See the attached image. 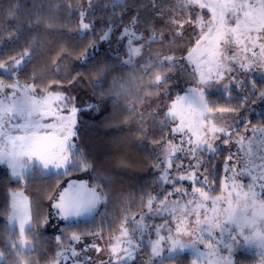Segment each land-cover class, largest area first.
Instances as JSON below:
<instances>
[{"label": "snow or ice", "instance_id": "obj_1", "mask_svg": "<svg viewBox=\"0 0 264 264\" xmlns=\"http://www.w3.org/2000/svg\"><path fill=\"white\" fill-rule=\"evenodd\" d=\"M231 2L232 6L223 13V30L215 38L217 64L213 76L218 79L210 78L209 84L223 88L227 102H232L234 99L237 102L232 108L209 105V112L219 113L221 118L231 119L233 124L227 130L222 128L216 130L214 139L222 142L220 147L215 143L212 145L204 143L196 149L201 157L200 160H197L195 155L182 151L175 153L170 159L163 157L158 159V166H153L155 171L152 187L143 194L146 199L140 200L143 212L129 217V224L134 225L136 231L140 233V241L133 243L130 255H124L122 260L113 259L111 264H135L145 247L151 255L154 239H159L162 244L167 243L166 239L161 238H166L171 233L180 236L189 233V239L196 238V241L189 246L178 241L180 251L173 256L174 259L177 256L186 259L184 256L188 252L186 248H190L196 257L192 264H238V258L243 251L239 247L241 241L247 242L248 245L256 243L257 247L264 249V240L257 241L250 231L242 227L250 218L249 213L254 212L260 203H264V179L257 177L253 181L249 174L235 176V180L239 181V188L244 192H248L251 185L252 198L257 201V206L249 208L251 201L246 203L239 200L237 192L233 191L236 185L230 183L232 166L235 164L234 155L228 153L223 156V162L214 166L212 163L217 153L228 152L230 144L235 146L237 141L232 139L234 132L238 133L246 124L250 126L253 123L250 118H241L240 113L246 111L253 101L264 102V87L261 83L255 80L249 83L251 69L245 67L244 61L238 63L232 59L238 50H243L244 55L249 56L253 53L259 54L261 49H264V28L252 26L256 12H264V0H231ZM126 4L128 0H116V4L112 7L116 9ZM127 12L128 15L122 14L119 19H116L115 11L111 13L113 20H106L104 30L99 34L98 43L91 45L90 52L86 51L82 54L81 64L92 61L102 64L109 60L110 52L125 50L128 41L125 31L134 16L131 8H127ZM205 14L209 17L213 15L208 9H205ZM81 16L82 19L78 23L87 35L96 27L89 21L87 12H82ZM135 19L140 21L141 17L135 16ZM212 35L209 33V37ZM253 36L254 46L249 53L247 46L249 38ZM114 44H118L119 47L113 48ZM31 54L29 52L19 63L10 61L0 65V76L7 74L16 81L14 86H4L0 90V109L6 103H10L15 114L23 120L22 124L19 122L12 124L11 121L4 119L3 113H0V133H4L7 128L10 133L27 139L28 150L37 160L41 173L54 168L58 173V179L62 180L57 185L55 194L48 197L49 212L41 224L43 230L49 227L54 229L52 240L59 253L56 256V264H94L90 253L95 252L99 255L103 251L100 242L104 236V229L101 227L98 230H75L73 224L77 221L73 220V217L99 214L100 209L109 202L110 193H105V186L112 181L100 168L99 153L93 158L87 147L78 143L81 116L86 113L99 115L102 106L95 101L85 107L79 106L77 97L69 94L62 84L53 89L55 99L47 98L42 102L43 93L25 91L24 86L19 84V78L26 64L29 63ZM225 56L230 58L226 67L222 64ZM252 58L259 67L261 62L255 56ZM76 82L75 79L70 80V86L74 87ZM213 94L207 93L206 98ZM33 97L36 98L35 101ZM34 116L37 118L33 119ZM178 123V120L173 119L169 127L166 121L165 127L169 133L168 138L183 147L184 132L172 131ZM204 123L207 124L208 121L205 119ZM260 127L264 130V122H261ZM0 139H3L2 135ZM15 167L12 162L5 163L0 158V183L7 180L6 202L11 199L9 189L22 182L21 176L25 178L28 176L27 169H22L16 174ZM236 167L238 168L239 165ZM85 176L88 179H85ZM23 182L27 183V179ZM30 208L31 200H29V210ZM21 211L22 208L14 209L17 215ZM137 221L142 222L137 224ZM149 221L152 223L149 224ZM129 224H125V227ZM228 224L235 225V228L225 227ZM226 232L227 238H225ZM145 239L148 240L147 245L143 244ZM65 243L68 245L67 248L64 247ZM121 248L122 245L115 242L110 250L114 256L119 257ZM261 254L264 255V252ZM154 262L155 256L150 262H147L146 258L142 264H154ZM100 264L104 262L101 261Z\"/></svg>", "mask_w": 264, "mask_h": 264}, {"label": "trees", "instance_id": "obj_2", "mask_svg": "<svg viewBox=\"0 0 264 264\" xmlns=\"http://www.w3.org/2000/svg\"><path fill=\"white\" fill-rule=\"evenodd\" d=\"M92 1L0 0V65L10 61L19 62L31 52L29 63L19 78V84L24 89L32 86L33 92L44 94L42 100L49 96L56 97L53 89L62 84L69 94L77 97L79 106L85 107L93 101L101 104V114L86 113L81 116L78 143L86 146L93 158L99 153L100 168L112 181L105 186V193H110V198L98 215L74 225L73 229L87 231L103 227V239H107L124 226L129 217L143 212L140 200L146 199L143 194L152 187L153 166L157 164L155 152L142 146L138 138L123 130V127L127 120L132 119V109L142 105L161 82L169 83L166 78L177 65L176 60L174 64L165 63V59L149 57L141 60L140 57L144 55L131 53V48L139 41L137 43L131 39L137 35L145 42V47L150 44L154 46L159 37L173 32L174 22L187 20L188 16L186 12L178 15L172 10L173 0H128V4L116 9L112 7L116 0H103L101 7L89 12L87 7ZM127 8L132 9L134 16L125 31L128 37L125 50L110 52L109 60L102 64L98 61L81 64L82 54L90 52L91 45L98 43L106 20H113L111 13L115 11V17L119 19L122 14L128 15ZM82 12L88 13L89 21L96 27L87 35L78 23L82 19ZM135 16H140V21H136ZM118 47V44L113 45V48ZM72 79L77 81L74 87L70 86ZM0 82L16 83L7 74L0 76ZM236 102V99L227 102L223 93L206 98L208 110L209 105L232 108ZM166 119L170 127L169 119ZM261 122H264V114L255 123L260 127ZM149 136L154 145L166 142L169 133L165 122L152 121ZM111 141L116 145L112 146ZM227 154L217 153L212 161L213 166L223 162V156ZM196 157L197 160L201 159L197 153ZM25 179L27 183L23 182ZM25 179L13 185L9 191L11 194L23 191L31 200L33 226L26 234V240L34 245V250L27 253L18 248L20 235L9 226L11 199L5 201L8 194L5 180L0 183L2 264H54L59 253L52 240L53 235L45 233L41 224L49 212L48 197L55 194L62 180L58 179V174L45 175L39 170ZM145 251L147 257L137 259L135 264H142L146 258L147 262L152 261V254L149 255L148 249ZM187 258L178 256L161 262L155 260L154 264H192L194 259Z\"/></svg>", "mask_w": 264, "mask_h": 264}, {"label": "rangeland", "instance_id": "obj_3", "mask_svg": "<svg viewBox=\"0 0 264 264\" xmlns=\"http://www.w3.org/2000/svg\"><path fill=\"white\" fill-rule=\"evenodd\" d=\"M185 1L173 0L172 10L178 15L186 12L188 19L182 21L180 18L179 23L174 22L175 28L173 32L159 37L160 39L159 41L157 40L156 45L152 46L150 44L145 47V42L137 35H133L131 39L132 41H137V43L139 41L138 44L131 48V53L133 55H144L140 57L141 60L149 57L150 59H165L166 61L163 60L165 63L171 62L174 64V60L177 61L176 69L166 78L169 83L161 82L157 86L156 91L151 93L142 105L132 109V119L127 120L123 127V130L125 129L131 135L137 137L142 146L154 151L157 161L160 157L170 159L175 153L181 151L196 156V149L204 143L209 145L215 143L217 147H220L222 142L214 139L216 130L220 128L227 130L233 124L231 119L221 118L219 113H210L206 104L207 93L212 92L214 93L213 95L223 93V88L218 87L216 84H209V79H218V77L213 76L217 64L215 59L217 55L215 38L223 30V13L232 6V2L231 0H189V2L185 3ZM103 2V0H93L87 10L89 12L93 11L101 7ZM205 9L211 11L213 15L211 17L206 15ZM252 26L264 28V12H256ZM131 28L134 29L136 26H131ZM209 33L213 34L212 37H209ZM254 41V36L249 38L247 46L249 53H251V48L254 46ZM253 56L261 62L259 67L254 63ZM228 59L230 58L224 57L223 66H227ZM232 59H235L238 63L244 61L245 67L251 69L249 83L255 80L264 87V49H261L259 54L253 53L249 56H245L243 50H238L236 56L232 57ZM10 85L14 86L15 84L0 82V90H2V87ZM24 90L33 92V87L27 86V89ZM48 98L55 99L56 97L49 96ZM33 100L35 101L36 98L33 97ZM0 113H3L4 119L11 121L12 124L23 123V120L13 111V106L10 103H6L0 109ZM263 114L264 102L256 103V101L249 104L246 111L240 113L241 118H250L253 123L250 126L246 124L238 133L234 132L232 139L237 141V143L235 146L230 144L227 152L232 153L235 157V164L232 166V180H230V183L236 185L233 191L237 192L239 200L246 203L251 201L249 208L257 206V201L252 198L251 185H249V191L244 192L243 189L239 188V181L235 180V176L249 174L252 176L253 181L257 177L264 179V130H261V127L255 123ZM36 118L35 116L33 117V119ZM164 119H169L170 126L173 119L179 121L172 131L184 132L183 139L185 143L183 147L169 138L163 144L154 145L151 143L149 136L150 123L152 121L166 123ZM205 119L208 121L207 124L204 123ZM213 120H215V123H213ZM0 135L3 136V139H0V158L5 163L12 162L16 165V174H19L22 169H27L29 176L34 171L39 170L37 160L33 158L28 150L27 139L10 133L7 128ZM110 143H112V146L116 145L115 142L111 141ZM186 163L187 161H185ZM236 165H239V167L237 168ZM156 166L158 165L156 164ZM177 166H179V162H177ZM44 174L58 173L56 169L52 168ZM84 178L88 179L87 176ZM24 179L25 177L21 176V181ZM21 198H25L26 202ZM29 200L23 191L12 193L11 214L9 217L10 228L16 230L20 235V239L17 242L18 248L27 253L34 250V245L26 240V234L31 231L33 226L32 207L29 210ZM16 208H22L19 215L14 212ZM261 209H264V203H260L254 212H250V218L242 225L247 231L251 232L257 241L264 240V211H261ZM96 215L98 214H85L80 218L73 217V220L77 221L73 226L89 221ZM141 222L137 221L136 223L139 224ZM148 223L151 224L152 221ZM126 224H129V221ZM225 227L231 229L235 228V225L228 224ZM44 232L54 235V229L51 227L44 230ZM188 236L189 233H185L183 236L171 233L166 238H161L167 240V243L163 244L159 239H154L152 241L151 254L155 256L156 262L173 259V256H176L180 251L178 241L185 246H189L196 241L195 237L189 239ZM227 236L228 233L226 232L225 238ZM139 241L140 233L136 231L135 226L129 224L128 227H125L124 225L114 235L101 240L100 246L103 251L99 255L95 252L90 253V255L94 264H100L101 261L104 264H111L113 259L119 258L122 260L124 255H130L133 243ZM115 242H119L122 245L119 257L114 256L110 250L111 245ZM147 243V239L143 240L144 245H147ZM64 247L67 248L68 245L65 243ZM239 247L243 251L238 258V264H264V255L261 254L264 249L257 247L256 243L248 245L247 242L241 241ZM145 249L148 248L145 247L137 259L147 257ZM186 250L188 252L184 254L185 257L196 259L190 248H186ZM3 261V257L0 254V262L3 263Z\"/></svg>", "mask_w": 264, "mask_h": 264}, {"label": "crops", "instance_id": "obj_4", "mask_svg": "<svg viewBox=\"0 0 264 264\" xmlns=\"http://www.w3.org/2000/svg\"><path fill=\"white\" fill-rule=\"evenodd\" d=\"M21 199H23L25 202H26V199L25 198H21ZM23 200H21L22 202H23ZM92 214H95V213H92ZM92 216V215H91Z\"/></svg>", "mask_w": 264, "mask_h": 264}]
</instances>
